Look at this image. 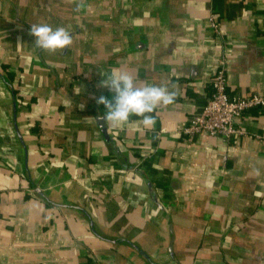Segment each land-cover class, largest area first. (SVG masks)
<instances>
[{
    "label": "crops",
    "instance_id": "1",
    "mask_svg": "<svg viewBox=\"0 0 264 264\" xmlns=\"http://www.w3.org/2000/svg\"><path fill=\"white\" fill-rule=\"evenodd\" d=\"M222 64L231 95L264 90V0H0V264H264V107L184 132ZM120 67L176 92L151 129L97 118Z\"/></svg>",
    "mask_w": 264,
    "mask_h": 264
},
{
    "label": "clouds",
    "instance_id": "2",
    "mask_svg": "<svg viewBox=\"0 0 264 264\" xmlns=\"http://www.w3.org/2000/svg\"><path fill=\"white\" fill-rule=\"evenodd\" d=\"M29 34L35 37V47L44 51L65 50L73 43L72 34L63 26L53 28L47 23H32ZM103 76L100 87L108 88L113 96L96 98L97 104L105 107L103 115L97 118L112 127L127 124L135 116L142 118L145 129H151L156 123L155 111L176 99V92L167 85L141 84L135 73L123 67L107 74L103 72Z\"/></svg>",
    "mask_w": 264,
    "mask_h": 264
},
{
    "label": "built area",
    "instance_id": "3",
    "mask_svg": "<svg viewBox=\"0 0 264 264\" xmlns=\"http://www.w3.org/2000/svg\"><path fill=\"white\" fill-rule=\"evenodd\" d=\"M211 22L217 30L218 24L214 18H211ZM210 94L203 110L193 116L190 124L185 127V133L206 132L211 136L229 139L237 134L246 133L237 118L245 117L247 111L252 108L264 107V90L231 95L223 64L213 75ZM92 264L99 263L92 260Z\"/></svg>",
    "mask_w": 264,
    "mask_h": 264
},
{
    "label": "water",
    "instance_id": "4",
    "mask_svg": "<svg viewBox=\"0 0 264 264\" xmlns=\"http://www.w3.org/2000/svg\"><path fill=\"white\" fill-rule=\"evenodd\" d=\"M2 75V73H0ZM13 91V90H12ZM13 102H14V105H13V110H14V126H15V129H16V133H17V136H18V139L19 141L21 142V144L23 145V148H24V152H25V166L26 168L28 169V149H27V145L25 143V139H24V136H23V133L21 131V129L19 128L18 126V123H17V119H16V98L15 96L13 95ZM34 186L36 187L35 191L37 193H39V195L43 196L46 198L45 195L42 194V190L39 186H37L35 183H34ZM81 208L87 215H89L84 208L82 207H79ZM93 225V224H92ZM133 246L135 247H138L136 244L132 243Z\"/></svg>",
    "mask_w": 264,
    "mask_h": 264
},
{
    "label": "trees",
    "instance_id": "5",
    "mask_svg": "<svg viewBox=\"0 0 264 264\" xmlns=\"http://www.w3.org/2000/svg\"><path fill=\"white\" fill-rule=\"evenodd\" d=\"M217 71V70H216ZM6 73V72H5Z\"/></svg>",
    "mask_w": 264,
    "mask_h": 264
}]
</instances>
